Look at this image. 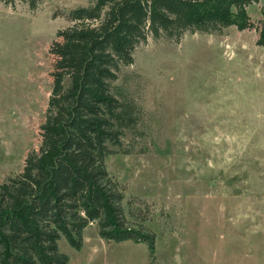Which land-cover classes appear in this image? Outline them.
<instances>
[{
  "label": "rangeland",
  "instance_id": "1",
  "mask_svg": "<svg viewBox=\"0 0 264 264\" xmlns=\"http://www.w3.org/2000/svg\"><path fill=\"white\" fill-rule=\"evenodd\" d=\"M88 5L42 0L32 10L0 0V185L41 146L54 87L50 48L71 25L69 11ZM248 13L243 31L186 33L179 42L150 35L122 67L115 85L141 119L107 166L127 217L155 235V252L106 241L95 223L81 249L60 239L68 264H264L262 4Z\"/></svg>",
  "mask_w": 264,
  "mask_h": 264
},
{
  "label": "trees",
  "instance_id": "2",
  "mask_svg": "<svg viewBox=\"0 0 264 264\" xmlns=\"http://www.w3.org/2000/svg\"><path fill=\"white\" fill-rule=\"evenodd\" d=\"M16 1L2 0L13 8ZM20 1L34 10L42 0ZM255 2L262 4L257 43L264 47V0H89L69 11L71 25L50 48L54 87L41 146L0 185V264H68L60 239L81 249L95 223L104 240L144 242L154 255L155 235L127 217L126 194L107 166L141 119L115 83L150 35L179 42L186 33L243 31Z\"/></svg>",
  "mask_w": 264,
  "mask_h": 264
}]
</instances>
